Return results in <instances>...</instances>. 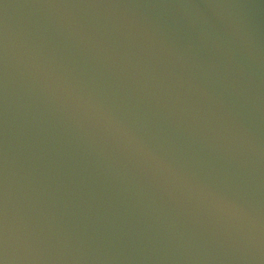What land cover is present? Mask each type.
I'll return each mask as SVG.
<instances>
[{
    "label": "water",
    "instance_id": "95a60500",
    "mask_svg": "<svg viewBox=\"0 0 264 264\" xmlns=\"http://www.w3.org/2000/svg\"><path fill=\"white\" fill-rule=\"evenodd\" d=\"M0 264H264V0H0Z\"/></svg>",
    "mask_w": 264,
    "mask_h": 264
}]
</instances>
